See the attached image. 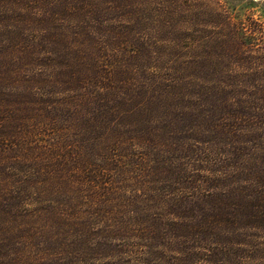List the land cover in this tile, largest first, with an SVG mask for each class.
I'll list each match as a JSON object with an SVG mask.
<instances>
[{"label":"rangeland","instance_id":"rangeland-1","mask_svg":"<svg viewBox=\"0 0 264 264\" xmlns=\"http://www.w3.org/2000/svg\"><path fill=\"white\" fill-rule=\"evenodd\" d=\"M101 9L104 13L89 29L98 48L90 58L98 61V69L118 87L117 91L106 89L105 96L112 93L114 104L131 100L133 113L153 101L155 111L140 117L144 121L139 120L126 133L124 128H115V118L97 110L61 114L63 105L59 103H80L88 93L83 87L71 86L74 90H70L65 80L53 85V79L45 76L22 91H9L7 95L15 104L11 107H4L7 100L5 96L1 100L0 94V116L13 121L22 117L24 129L34 138L29 145L40 140V145L34 146L43 154L29 167L28 178L20 180L14 167L22 161L21 149L29 145H16L11 138L0 145V264L78 263L72 254L77 251L72 246L75 237L67 234L69 227L62 213L72 209L78 223L88 208L83 199L76 208L66 206L71 202L61 190L60 173L69 170L67 163L79 156L91 160V170L112 160L117 168L127 171L107 180L112 188L117 187L114 212L110 220L94 226L118 249H109V241L104 246L94 245L89 259L83 258L80 264H138L136 233L154 220V211L146 210L141 197L165 199L168 213L177 206L179 217L189 219L183 223L202 218L204 210L210 216L219 193L215 191L222 185L206 181L207 171L212 164L215 168L216 159L227 160L233 146L213 133L218 108L230 99L243 102L263 96L264 0H101ZM91 45L89 41L88 47ZM7 62L8 56L0 59V64ZM46 79L52 88L42 92ZM89 91L100 94L99 90ZM245 106L243 102L238 108ZM55 119L68 128L60 141L63 145H51L59 127ZM154 125H165V129H154ZM142 128L148 129L150 136L140 138ZM103 132L110 138L119 137L120 142L101 141ZM99 142L105 145H94ZM145 162L146 168H140ZM136 174L145 177L136 181ZM119 195L124 200L137 196L142 213L122 205ZM123 222L124 232H115V225ZM244 235L235 244L196 241L170 245L164 256L156 258L163 264H210L212 258L214 264H264V221Z\"/></svg>","mask_w":264,"mask_h":264},{"label":"trees","instance_id":"trees-1","mask_svg":"<svg viewBox=\"0 0 264 264\" xmlns=\"http://www.w3.org/2000/svg\"><path fill=\"white\" fill-rule=\"evenodd\" d=\"M23 1L28 0H0V59L8 56V62L0 64V94H3L1 100L4 96L7 100L4 101V107L15 106L14 100L7 95L9 91H22L28 85L39 83L46 76L53 79V85L59 80H65L64 84L68 85L70 90H80L82 87L88 90L80 103H59L63 105L60 107L61 114L64 112L68 115H81L83 111L97 110V113L103 112L106 116L115 118V128H124L126 133H129L138 125L136 122L141 120L140 117L149 116L155 111L153 101L144 103L133 113L131 100L114 104L112 93L106 96L104 94L106 89L117 91L118 87L116 82L104 75L103 69H98V61L90 58L98 48L89 29L104 13L101 0H76L71 4L66 3L67 0ZM66 22L69 23V28ZM89 41L92 45L88 47ZM36 70L40 71L39 74L35 73ZM51 88L50 80L46 79L40 90L45 92ZM89 89L99 90L100 94ZM261 92V98L244 100L243 102L247 103L245 107L238 108L243 102L230 99L218 108L219 116L213 124V133L217 134L218 139L233 146L227 160L216 159L215 168L212 164L207 171L206 181L222 185L215 191L219 193L210 208V216H207L204 210L203 219L194 218L192 223H183V220L189 219L186 213L183 215L187 219L179 217L177 206L174 207L173 213H168L165 210L168 202L164 198L165 204L159 196L141 197L146 210L149 213L154 211V220L139 227L136 233L139 242L138 264H163L156 257L164 256L170 245L179 246L196 241H211L215 245L235 244V240L245 237L244 232L256 228L258 223L264 221V86ZM108 103L110 108L107 107ZM123 115L126 117L123 118ZM134 115H137L138 119H134ZM0 119V145L8 144L10 138L16 145L33 144L29 142L34 139L32 132L24 129L22 117L13 121L9 116L1 115ZM95 124L99 128H105L103 124ZM156 128L164 130L165 125H154V129ZM11 129L14 131H10ZM67 131L65 125H59L54 134L55 143L51 145H63L60 141ZM119 131L116 129L117 133ZM140 131V138L150 136L148 129L142 128ZM101 137V141L107 142V139L108 142L115 143L114 145L120 142L119 137L110 138L104 132ZM39 141L34 145H40ZM103 142L94 145H105ZM34 145L24 146L20 151L22 161L14 167L20 172V180L28 178L26 173H31L29 167L43 156L40 149ZM90 161L85 156H79L73 163H67L69 170L64 169L60 173L61 190L66 192V201L71 202H66V206L76 208L82 204L83 199V205L88 208L86 215L78 223L72 209L70 214L67 209L66 213H62V218L69 227L67 234L72 233L75 237L72 246L77 251L72 254L78 259L77 264L83 262L85 257L89 259V252L94 245L104 246L106 241H109V249H118L113 240L108 239L99 230H94V226L110 220L114 212L113 203L116 201L117 187L112 188L111 184H107V180L111 182L110 178L114 177V174L123 176L127 171L117 168L112 160L99 170H91ZM147 164L148 162L143 163L140 168H146ZM182 166L188 167L187 164ZM136 176V181L145 177L144 174ZM45 181L47 179L43 182ZM118 199L122 205L125 204L136 213H142V205L137 196L124 200L123 196L119 195ZM157 210L162 213L157 215ZM140 219H136L134 225ZM166 222L170 223L169 226ZM124 224H116L115 232H124ZM183 230L187 232L185 235L181 233ZM112 254L116 258L115 252ZM211 260L208 263L214 264L215 260Z\"/></svg>","mask_w":264,"mask_h":264}]
</instances>
